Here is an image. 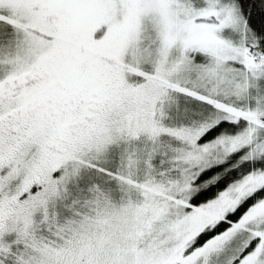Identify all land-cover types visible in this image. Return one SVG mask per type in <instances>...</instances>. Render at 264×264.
Listing matches in <instances>:
<instances>
[{"label": "snow or ice", "instance_id": "6c2138e0", "mask_svg": "<svg viewBox=\"0 0 264 264\" xmlns=\"http://www.w3.org/2000/svg\"><path fill=\"white\" fill-rule=\"evenodd\" d=\"M0 264H264V0H0Z\"/></svg>", "mask_w": 264, "mask_h": 264}]
</instances>
